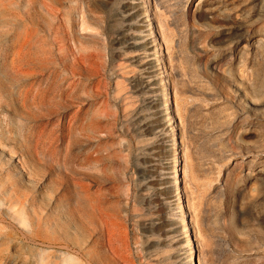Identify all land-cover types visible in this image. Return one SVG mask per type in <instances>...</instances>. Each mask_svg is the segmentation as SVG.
<instances>
[{"label": "rangeland", "instance_id": "rangeland-1", "mask_svg": "<svg viewBox=\"0 0 264 264\" xmlns=\"http://www.w3.org/2000/svg\"><path fill=\"white\" fill-rule=\"evenodd\" d=\"M144 1L165 37L163 61L153 58L143 0H0V140L40 180L69 179L58 169L69 160L82 166L105 202L125 257L101 241L93 261L61 240L54 246L64 264H188L176 172L198 263L264 264V0ZM16 52L25 61L15 62ZM71 76L78 97L63 94ZM38 89L45 92L35 101ZM78 104L99 128L88 117L84 129L76 124L68 159L66 113ZM88 151L98 162L82 158ZM26 190L0 151V239L19 243V264H41L24 250L45 245L2 212L7 203L49 212L62 235L72 226L62 211L44 208L38 189ZM0 255L12 257V248L0 245Z\"/></svg>", "mask_w": 264, "mask_h": 264}, {"label": "bare ground", "instance_id": "bare-ground-1", "mask_svg": "<svg viewBox=\"0 0 264 264\" xmlns=\"http://www.w3.org/2000/svg\"><path fill=\"white\" fill-rule=\"evenodd\" d=\"M142 4L144 5L146 18L150 22L149 23L150 36H151V39H152V42H153L154 48H155L154 53H153L155 56L153 58L158 59L159 61L160 60L163 61V57H161V53L163 51L162 42L165 40L164 39L165 37L163 38L162 34H160L158 28L156 27L157 23L155 24L154 17L151 14V11H149V9H150L149 2L143 0ZM28 47H30V46H28ZM22 54H20L19 52H16V53H14V58L13 57L12 58L14 59L15 62L17 61V63L19 64L20 61L24 60V54L23 55ZM27 60H28V58H27ZM24 61H23V64H25ZM163 66L165 67L166 65L163 64ZM159 67H162V66L160 65ZM166 69H167V67H165L164 69L162 67L163 73L160 74L161 83H162L163 89H164L163 92H169V88L166 85L167 79L165 78V75L167 76V74H169V73H166ZM65 84H66L65 87H63L64 88V90H63L64 96L78 97V95L76 94V90H78L79 86H77V82L75 81V78H73V76L69 77V79H67ZM78 84H79V81H78ZM32 85H30V86H32ZM95 87H97V86H95ZM44 89H38L40 91L37 92V94H35V96L33 97V100L38 101L39 98L43 96V94H44L43 92H45ZM245 89H244L245 90L244 93L246 94V97L249 96L248 101L253 103L254 105H257L258 101L255 98V96H252L248 92L246 86H245ZM31 90H33V89L30 87L27 92H30ZM49 91H51V90H49ZM53 91H54V89H53ZM79 92H78V94H81ZM24 94H25V92H24ZM163 95L165 96V98H164V100H165V102H164L165 111L170 114L171 113V109H170L171 105H170V100H169L170 97H167L166 93H163ZM22 97L24 98V96H22ZM79 99L81 100V98H79ZM79 99H76V100H79ZM244 107H243V109L248 110V111L257 112V110H258L257 108L250 106L248 103H246ZM0 109H3L1 107V103H0ZM67 109H68L67 113L65 112L66 116H67L66 128L64 126L65 136H66V138H65L66 139V149H65L66 152H65V154L67 155L68 159H71L73 157V154L75 151V149H74L75 145L74 144L77 141L74 137V134H75L76 130L78 129L77 125H79V127L81 129H84L85 128L84 120L86 117L89 118L90 126L93 129L99 128V127H97L99 125L97 124L96 118L95 117L92 118L91 114L89 115V112L87 111V109L82 107L81 105L78 104L74 108L69 109V107H68ZM94 114H97V113H94ZM172 129H173L174 133L177 134L175 128L172 127ZM78 138L80 139L79 135H78ZM96 143H95V145H97ZM176 146H178V145H175V147ZM95 149H96V147H95ZM95 149L93 148V151H95ZM90 150H92V148ZM0 151L4 155V157L12 163L14 169L18 170L19 175L22 177V181H23V184L25 185V188L30 192L32 190L38 189L39 196L42 199V202L44 203V208H46V206L47 207H54L57 210L62 211L64 213V215L69 218V220H70L69 224H71V226H72V228H71L72 232H68V234L62 235L61 234L62 231L60 232L61 224H59L58 221L54 220L49 215V212L47 213V211H46V212H42V213H37V211L35 209L25 207V205L19 199H14L13 201L8 202L7 206H5V208L2 210V212L6 216L12 218L13 221L16 222V225L18 227H20L27 236L34 237V239H36L37 241H40L42 244L45 245L44 248L39 247L40 249H36V250L29 247V249L24 250V252L26 251L27 253H31L32 251H35L36 254H38V256H39V260H40L41 264H64L65 263L64 252H62L60 248H57L56 246H54L55 243L63 240L64 242H67L68 244H70V246L78 249L82 254L85 255L86 258H89V259L95 261V260H97V259L94 260V258H95L96 252L98 250V247H101V246H99V245H101L100 243L104 242L107 245H109L114 252H116L118 255H120L121 258L125 257L123 251L121 249H119V247L115 243L114 222H113V220H111L112 218H111L110 212L108 211L107 207L105 206V202H103L101 200V197H100L96 187L94 188L89 182L85 181L82 178L83 175L86 176V174H87L86 169H84L82 166L80 167L81 169L76 168L75 167L76 165H74L71 162V160H69L70 162L68 161L69 163H68L67 169H65L64 167H62L60 165H58V169L61 172L68 173L72 177L69 176V179H68V177H67V179H64V181L66 183H64V181L61 179H58L59 182L51 183L48 181L49 180L48 178H44V179L42 178L40 180L39 178H37V174L34 171L27 170L26 169L27 168L26 167L27 162L25 160L26 158L23 160V157L20 156L19 154H17L14 151V149H11L9 144L3 140H0ZM79 151L82 152L81 149ZM82 158L87 163H92L94 160H96L95 157L93 156V154L89 153V151L87 152V154L84 153ZM175 161H176V164L173 168L176 171L182 169V166H181V163L179 162V160L175 159ZM95 169H96V167H95ZM16 183H17V181H16ZM174 184H175L174 185L175 191L177 192L178 196L180 197L178 199L177 205H178V208L181 212V221L183 223V227L187 231L186 247L188 248L187 251L189 252L188 264H199L198 263V254H197L196 244L193 241V238H191L190 231L188 232V230H189L188 229L189 228L188 227V225H189L188 220L189 219L187 218V204L184 203L182 196H181L182 185L180 182V176H179L178 172H176L174 175ZM10 192L13 193V191H10ZM36 193L37 192H35V194ZM17 195H19V194H17ZM50 196H51V198H50ZM105 201H106V199H105ZM31 202H33V200ZM45 204H46V206H45ZM112 214H114V213H112ZM191 221L192 220H190V222ZM58 231L60 232V234L58 233ZM1 234H3V233H1ZM193 234L196 237L195 231L193 232ZM9 238L7 241L0 239V245L5 244L6 247H11L12 248V257H6L5 255L4 256L0 255V260H3V262H5V264H19L20 259L17 258L20 256V252H21V250H19L20 247L18 246L19 243L17 244L12 238H10V239ZM101 241H103V242H101ZM98 253H100V251H98ZM76 255H77V252H76ZM29 256L31 257V255H29ZM194 259H195V261H193ZM80 263H79V261H78V263L76 261H73V264H80Z\"/></svg>", "mask_w": 264, "mask_h": 264}]
</instances>
